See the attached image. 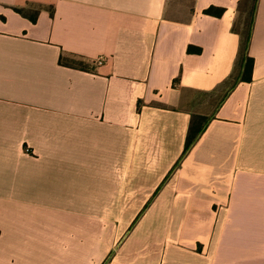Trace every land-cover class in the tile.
Listing matches in <instances>:
<instances>
[{
    "label": "crops",
    "instance_id": "1",
    "mask_svg": "<svg viewBox=\"0 0 264 264\" xmlns=\"http://www.w3.org/2000/svg\"><path fill=\"white\" fill-rule=\"evenodd\" d=\"M240 2L0 0V264H264V0L176 165Z\"/></svg>",
    "mask_w": 264,
    "mask_h": 264
},
{
    "label": "rangeland",
    "instance_id": "2",
    "mask_svg": "<svg viewBox=\"0 0 264 264\" xmlns=\"http://www.w3.org/2000/svg\"><path fill=\"white\" fill-rule=\"evenodd\" d=\"M186 1L187 0H171V5L168 11V15L173 18H182L183 16H185L186 12L189 10L188 6L186 5ZM253 5H254L253 0H241V2L239 3V14L233 26L234 29L241 34L243 41L247 37V33L249 32L251 26ZM63 59L65 62H68L70 64H76L79 61L83 62L82 59L74 56H64ZM232 83H233V79H230L227 82H225L223 85L219 86L217 90L212 91L211 93H206V94L204 93L203 95L202 94L197 95V101L200 102L198 109L203 113V115L201 114L200 116L201 119H195L198 123L202 125L205 121L208 120V115L211 112H213V110L216 108L217 104L219 103L221 97L229 89Z\"/></svg>",
    "mask_w": 264,
    "mask_h": 264
},
{
    "label": "trees",
    "instance_id": "3",
    "mask_svg": "<svg viewBox=\"0 0 264 264\" xmlns=\"http://www.w3.org/2000/svg\"><path fill=\"white\" fill-rule=\"evenodd\" d=\"M253 2H254V5H253L252 10H253V15H254L257 0H253ZM222 12H223V8L215 7L213 5H210L203 10L204 14L213 15V16H220L222 14ZM253 15H252V19H251V26H252V22H253ZM32 20H34V18H32ZM251 26H250V29H251ZM250 29H249V32L247 33V37L244 39V41H243V39H241L239 52H238L239 69L237 70V72L235 74L233 73V75L231 74V76L229 77V80L233 79V83L229 87V89L225 92V94H227L239 80L248 81L251 78V69L253 66V58L250 57L248 54ZM188 50L190 51L191 49L188 48ZM199 50H200L199 48H196L197 52ZM59 63L60 64L63 63L62 55H61V58L59 59ZM68 64H70V63H68ZM70 65L74 66L76 68H80V69L85 68L84 62H82V61H79L76 64H70ZM198 116H193L191 118V122L189 124L187 134H186V138H185V144H184L183 152H182L180 158L178 159V161L176 162V165H178V163L181 161V159L186 155V153L189 151V149L192 147V145L196 142V140L198 139L200 134L203 132V130L207 124V121H205L202 125L200 123H198L195 120V119H201L200 115H198ZM139 216L140 215H138L134 219V221L132 222V225L136 222V220L138 219Z\"/></svg>",
    "mask_w": 264,
    "mask_h": 264
},
{
    "label": "built area",
    "instance_id": "4",
    "mask_svg": "<svg viewBox=\"0 0 264 264\" xmlns=\"http://www.w3.org/2000/svg\"><path fill=\"white\" fill-rule=\"evenodd\" d=\"M101 62H102V58H98L95 63L100 64Z\"/></svg>",
    "mask_w": 264,
    "mask_h": 264
}]
</instances>
